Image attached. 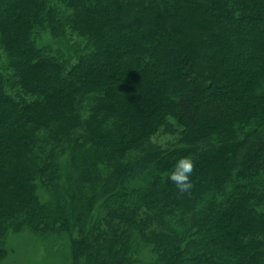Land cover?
<instances>
[{
    "label": "trees",
    "instance_id": "trees-1",
    "mask_svg": "<svg viewBox=\"0 0 264 264\" xmlns=\"http://www.w3.org/2000/svg\"><path fill=\"white\" fill-rule=\"evenodd\" d=\"M26 232L67 264H264V0H0V261Z\"/></svg>",
    "mask_w": 264,
    "mask_h": 264
},
{
    "label": "rangeland",
    "instance_id": "rangeland-1",
    "mask_svg": "<svg viewBox=\"0 0 264 264\" xmlns=\"http://www.w3.org/2000/svg\"><path fill=\"white\" fill-rule=\"evenodd\" d=\"M70 43L75 44V47L82 45L80 38L69 33ZM48 45L52 49L65 50L61 42H56L47 32H42L38 39V46ZM71 46V44H68ZM81 53L84 50L81 48ZM81 111V108L79 109ZM83 112V111H82ZM80 112V113H82ZM159 144L164 145L166 141L173 140L170 136H162L159 134L154 138ZM64 168L66 171L70 169L68 164V156L63 157ZM63 180V179H62ZM63 181H59L58 192L63 194ZM25 238L18 240L13 238L12 245L9 247V252L5 258L0 261V264H67L69 259L68 237L66 235H51L45 239L39 235L26 232Z\"/></svg>",
    "mask_w": 264,
    "mask_h": 264
},
{
    "label": "clouds",
    "instance_id": "clouds-1",
    "mask_svg": "<svg viewBox=\"0 0 264 264\" xmlns=\"http://www.w3.org/2000/svg\"><path fill=\"white\" fill-rule=\"evenodd\" d=\"M195 171V163L191 157L180 158L170 172L168 179L176 185L179 193L190 194L194 183L190 179Z\"/></svg>",
    "mask_w": 264,
    "mask_h": 264
}]
</instances>
